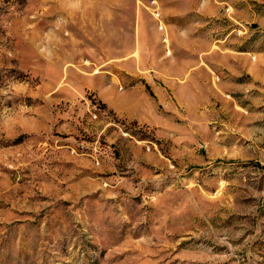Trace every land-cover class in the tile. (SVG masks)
<instances>
[{"label":"rangeland","instance_id":"rangeland-1","mask_svg":"<svg viewBox=\"0 0 264 264\" xmlns=\"http://www.w3.org/2000/svg\"><path fill=\"white\" fill-rule=\"evenodd\" d=\"M0 264H264V0H0Z\"/></svg>","mask_w":264,"mask_h":264},{"label":"bare ground","instance_id":"bare-ground-1","mask_svg":"<svg viewBox=\"0 0 264 264\" xmlns=\"http://www.w3.org/2000/svg\"><path fill=\"white\" fill-rule=\"evenodd\" d=\"M169 42V41H168ZM167 43V42H166Z\"/></svg>","mask_w":264,"mask_h":264}]
</instances>
